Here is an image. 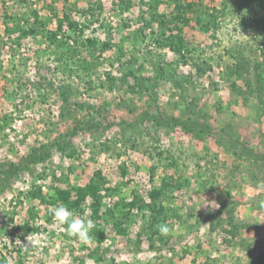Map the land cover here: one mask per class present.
<instances>
[{
  "label": "rangeland",
  "instance_id": "rangeland-1",
  "mask_svg": "<svg viewBox=\"0 0 264 264\" xmlns=\"http://www.w3.org/2000/svg\"><path fill=\"white\" fill-rule=\"evenodd\" d=\"M65 6L81 35L56 29ZM1 164L8 263L264 264V0H0ZM97 173L115 191L97 221L90 197L75 213L85 242L50 195ZM134 196L162 206L152 242L149 210L125 233L107 222Z\"/></svg>",
  "mask_w": 264,
  "mask_h": 264
},
{
  "label": "trees",
  "instance_id": "trees-1",
  "mask_svg": "<svg viewBox=\"0 0 264 264\" xmlns=\"http://www.w3.org/2000/svg\"><path fill=\"white\" fill-rule=\"evenodd\" d=\"M76 3H72V6L75 7ZM70 12L73 11L72 9H69L68 6L65 10L63 11V15L60 18L59 16H55L57 19V24H56V29L60 30L63 27V23L67 22V25L71 27L73 34L78 32L79 35L83 33V30L78 27V25L70 19ZM42 26V25H41ZM44 26V25H43ZM42 26V28H44ZM80 26V25H79ZM31 32L34 28H30ZM55 30V29H54ZM48 31H50L48 29ZM53 35L55 32L52 33ZM63 141L56 142L54 141L51 144H40L38 146H32L29 152L19 158L18 164L15 163H10L8 165L9 168H15L17 170H29L31 164L37 163V162H42L46 160L47 158L50 157V149L49 147L56 146L60 149H63ZM64 150V149H63ZM9 169H6L4 164H1L0 167V178L1 176L3 177L6 172H8ZM66 185L64 187L58 186L55 188L53 193L50 195L51 199V204H63L66 207H68L70 210H72L74 213H83L84 207L83 204L85 202V199L87 197H90L92 202L90 203V211H91V217L97 221L101 215L98 214V210L102 206V199L105 196H111V192H114L115 189L112 187H105L103 185L104 180L101 175V173H97L94 175L91 179H89L87 182L83 184H78V183H68V181H65ZM34 195L36 198H38L41 202H45L43 199V194L41 191V188L39 187L37 190H35ZM103 193V195L101 194ZM160 192L159 191H154V195H158ZM152 195H150V199L154 200L155 198ZM92 204V205H91ZM122 207L121 212L116 213V207ZM161 205H157L154 203H146L144 200L138 196H134L130 201H118L116 200L112 208L109 207L107 208L108 213H105L108 215V223L113 224L116 228L117 231L122 230V233H125L124 228L125 225L130 221H135L137 214H142V217H145V211L149 210V215H148V221L146 223L150 224L148 225V228H144L143 231L149 233L150 235H146L148 240L152 242V237L155 233L153 230V226L155 225L154 223L158 222L159 216H162V210H161ZM133 209L137 210V213H133ZM103 214V213H102ZM116 216V217H115ZM229 216H232V214H229ZM231 224V220L229 219L228 221ZM235 228V226H233ZM152 246V245H151ZM17 252H20V249H18ZM0 264H9L6 258L0 259ZM15 264H27L22 262L21 258L19 257L18 259L15 260Z\"/></svg>",
  "mask_w": 264,
  "mask_h": 264
},
{
  "label": "clouds",
  "instance_id": "clouds-1",
  "mask_svg": "<svg viewBox=\"0 0 264 264\" xmlns=\"http://www.w3.org/2000/svg\"><path fill=\"white\" fill-rule=\"evenodd\" d=\"M258 188L264 189V182H259L257 184ZM264 204V201H262ZM214 202L206 201L205 204L201 206H209L211 210L214 206ZM52 215L56 221L60 224H67L68 234L71 236H77L81 240L87 242L90 239V231L94 227L91 220L84 221L79 218L72 210L66 207L63 204H58L52 209ZM158 231L161 235L167 236L172 231L168 224L162 223L158 226ZM9 264H11V260H9Z\"/></svg>",
  "mask_w": 264,
  "mask_h": 264
}]
</instances>
